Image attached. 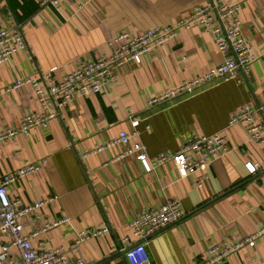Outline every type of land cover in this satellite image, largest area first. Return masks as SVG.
Listing matches in <instances>:
<instances>
[{
    "label": "crops",
    "instance_id": "0c3cea01",
    "mask_svg": "<svg viewBox=\"0 0 264 264\" xmlns=\"http://www.w3.org/2000/svg\"><path fill=\"white\" fill-rule=\"evenodd\" d=\"M227 1L242 6V32L258 55L247 81L213 82L149 109L150 97L224 61L210 32L199 26L181 28L141 62L124 64L116 82L103 92L77 98L48 124L1 146L0 176L47 160L39 172L9 187L11 199L26 205L53 199L20 217L23 232L70 219L33 237L37 251L64 247L72 260L83 256L88 264H130L123 250L136 240L130 222L170 199L178 200L186 215L150 239L147 249L153 264H196L212 246L264 226V152L243 124H229L247 104L263 107L257 119L264 124V0ZM209 2L60 0L58 7L41 8L37 0H0V27L21 25L28 43L0 64V129L16 128L26 114L42 111L32 85L6 91L17 79L41 78L48 72L61 78L83 62L111 54L109 42L120 33L138 36ZM122 131L136 134L131 145L143 143L150 157L179 150L190 136L215 133L227 137L231 151L190 176L182 174L175 159L148 170L137 155L123 156L130 146L121 143L82 157L107 146ZM247 163L258 164V173L251 174ZM103 226L107 231L78 243L81 232ZM218 264H264V239Z\"/></svg>",
    "mask_w": 264,
    "mask_h": 264
},
{
    "label": "built area",
    "instance_id": "2783aa9c",
    "mask_svg": "<svg viewBox=\"0 0 264 264\" xmlns=\"http://www.w3.org/2000/svg\"><path fill=\"white\" fill-rule=\"evenodd\" d=\"M41 8L58 7L60 0H37ZM242 6L229 3L227 0H210L209 3L197 5L186 16L172 24L155 26L138 36L127 32L120 33L109 42L112 52L80 64L75 70L59 78L52 73H44L41 78L25 76L17 79L6 88L11 91L25 85H32L42 106L41 112L26 114L18 127L0 129V148L10 139L20 134L29 135L40 126L61 115L63 108L80 97L103 92L109 85L116 82L117 71L126 63L141 62L144 55L154 46L165 44L177 36L181 28L199 26L210 32L218 49L224 56V61L211 68L205 74L184 82L177 88L150 97L147 101L149 109L163 106L191 94L205 86L218 81H247L252 71V65L258 60V55L247 38L243 35L240 13ZM28 46L21 25L12 28L0 27V64L8 61L11 56ZM0 91V96L2 95ZM263 107L247 104L235 112L230 125L243 124L250 139L260 146L264 152V124L257 116ZM133 116V115H132ZM136 134L126 131L111 140L107 146H97L83 154V158L105 150L109 146L125 144L130 146L123 156L137 155L148 170L156 168L165 162L177 160L184 176H190L198 171H206L217 159L226 156L231 147L227 137L221 133L212 135L190 136L179 150H167L150 157L143 143L131 145ZM47 160L29 162L19 168L0 176V264H88L83 256L69 259L64 247L54 250L37 251L32 244V238L41 231L53 229L68 222L65 217L61 220L46 223L42 229L30 234L23 232L24 225L20 217L30 214L45 206L53 199L37 200L26 205L19 200L11 199L9 187L22 178L39 172ZM248 171L255 175L260 166L247 163ZM186 215L181 203L170 199L159 207L144 212L140 217L130 222L136 240L126 246L124 254L130 264H153L147 249L150 239L166 226L180 221ZM107 226L101 229H87L79 234L78 243L97 237L107 231ZM264 239V226L249 236L238 239H227L209 248L201 262L196 264H218L233 253L246 246L255 247L258 240ZM16 250V254L13 253Z\"/></svg>",
    "mask_w": 264,
    "mask_h": 264
}]
</instances>
